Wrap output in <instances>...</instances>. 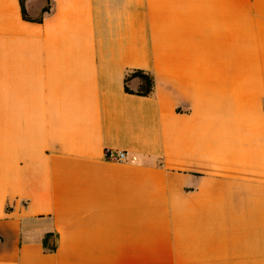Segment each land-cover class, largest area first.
I'll return each mask as SVG.
<instances>
[{
	"label": "crops",
	"instance_id": "0c3cea01",
	"mask_svg": "<svg viewBox=\"0 0 264 264\" xmlns=\"http://www.w3.org/2000/svg\"><path fill=\"white\" fill-rule=\"evenodd\" d=\"M0 264H264V0H0Z\"/></svg>",
	"mask_w": 264,
	"mask_h": 264
},
{
	"label": "trees",
	"instance_id": "16d2710c",
	"mask_svg": "<svg viewBox=\"0 0 264 264\" xmlns=\"http://www.w3.org/2000/svg\"><path fill=\"white\" fill-rule=\"evenodd\" d=\"M45 11H48V9H46ZM27 20H29V18H27ZM130 77L140 78L143 81V85H142L141 89L137 92L132 91L128 87H126V91L128 93L138 94V95H143V96H147V95L151 94V92L153 91L154 82H153V79L151 78L150 75H147L143 71H136ZM50 236L51 235H47V237L44 239L45 247H48V240H49Z\"/></svg>",
	"mask_w": 264,
	"mask_h": 264
},
{
	"label": "built area",
	"instance_id": "2783aa9c",
	"mask_svg": "<svg viewBox=\"0 0 264 264\" xmlns=\"http://www.w3.org/2000/svg\"><path fill=\"white\" fill-rule=\"evenodd\" d=\"M105 158L109 161L124 162L128 159V155L123 151H105Z\"/></svg>",
	"mask_w": 264,
	"mask_h": 264
}]
</instances>
